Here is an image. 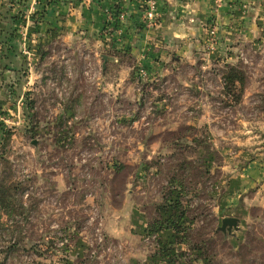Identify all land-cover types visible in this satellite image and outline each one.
<instances>
[{
	"label": "rangeland",
	"instance_id": "374dc122",
	"mask_svg": "<svg viewBox=\"0 0 264 264\" xmlns=\"http://www.w3.org/2000/svg\"><path fill=\"white\" fill-rule=\"evenodd\" d=\"M6 5L0 129L12 138L0 131V186L15 210L0 204V264H168L148 228L174 176L193 226L178 264H264V15L247 40L238 27L250 4H239L229 42L209 29L203 51L160 67L127 59L103 85L98 55L86 81L59 80L71 66L57 59L38 63L26 16ZM234 67L244 85L228 92ZM40 68L46 81H35ZM227 218L240 230L221 232Z\"/></svg>",
	"mask_w": 264,
	"mask_h": 264
},
{
	"label": "crops",
	"instance_id": "0c3cea01",
	"mask_svg": "<svg viewBox=\"0 0 264 264\" xmlns=\"http://www.w3.org/2000/svg\"><path fill=\"white\" fill-rule=\"evenodd\" d=\"M147 2L148 0H0V10L1 4L5 3L10 17L17 14L26 16L29 42L31 47L37 49L38 63L46 66L49 59H57L58 65L71 66L67 74L69 80L59 78L63 82L84 80L88 77V69L85 68L95 63V57L98 55L103 66L102 56L111 57L109 55L113 51H119L125 57L113 58L114 61L107 64L106 70L110 67L112 69L111 65H114L113 68H118L116 71H119L127 59L144 60V63L160 67L174 53L187 57L193 49L203 51L206 34L212 28L225 35L229 42L226 34L237 31L234 27L240 21L237 10L239 4L244 2L250 6L247 17L238 27L239 34L252 40L253 34L260 32L257 19L260 14L264 15V0H156L161 19L155 28H147L144 23ZM117 7L120 13L116 18L114 13ZM121 15L124 16L123 20ZM110 30L113 32L112 36ZM221 44L218 43L220 49ZM89 58H92L90 63ZM75 64L86 66L77 70ZM106 70L103 69L101 74L103 85H107L108 75L104 74ZM53 72L55 76L59 73L57 69ZM36 73L35 81L42 78L47 80L46 73L41 68Z\"/></svg>",
	"mask_w": 264,
	"mask_h": 264
},
{
	"label": "trees",
	"instance_id": "16d2710c",
	"mask_svg": "<svg viewBox=\"0 0 264 264\" xmlns=\"http://www.w3.org/2000/svg\"><path fill=\"white\" fill-rule=\"evenodd\" d=\"M119 13L120 12L117 7L114 16H118ZM116 24L117 23L115 22V25ZM117 28L118 26L116 25L115 29ZM110 35H113L112 31L110 32ZM109 56L118 59H123L125 57L119 51H113ZM111 66L112 68L115 67L114 65ZM110 69L111 67L108 68L104 74L108 75ZM224 80L226 82V90H228V92L232 91V86L236 88L240 85V89H242L244 85V77L235 67L234 69H230V72L224 76ZM236 98L238 100L240 96H236ZM0 131L4 137V141L9 142L12 138V132L5 130L4 128H1ZM200 144L201 143L198 145ZM182 146L183 145L180 147ZM208 173H210V169L205 172V174ZM0 191H2V195H0V204L4 207V210L8 213V215H13L12 212H14L15 208L9 205L13 189L0 186ZM188 192L189 190L187 189L184 180L178 179L177 176L169 178L167 187L162 193V201L155 207L157 218L150 223L148 228L149 236L156 238V243L158 244L157 255L161 257H168V264H178L180 259L183 257V253L178 249V245L189 244L190 232L193 226L190 219L186 215L187 206L184 204V200L188 196ZM20 207L22 208L21 205ZM17 247V242H13L11 244L9 249L6 251L7 254L4 263ZM191 250L193 252L200 253L201 248L191 247ZM205 264H211L210 259L206 258Z\"/></svg>",
	"mask_w": 264,
	"mask_h": 264
},
{
	"label": "built area",
	"instance_id": "2783aa9c",
	"mask_svg": "<svg viewBox=\"0 0 264 264\" xmlns=\"http://www.w3.org/2000/svg\"><path fill=\"white\" fill-rule=\"evenodd\" d=\"M146 8L147 10L145 13L144 23L147 28H155L159 24L161 19V16L158 12V4L156 0H148ZM120 18L123 20L124 16L121 15Z\"/></svg>",
	"mask_w": 264,
	"mask_h": 264
},
{
	"label": "water",
	"instance_id": "95a60500",
	"mask_svg": "<svg viewBox=\"0 0 264 264\" xmlns=\"http://www.w3.org/2000/svg\"><path fill=\"white\" fill-rule=\"evenodd\" d=\"M102 59L104 61L103 69L106 70L107 64L109 62H113L114 59L108 56H102ZM219 230L223 233H229L232 234L233 231H239L240 230V220L237 218H227L222 220V225L219 228Z\"/></svg>",
	"mask_w": 264,
	"mask_h": 264
}]
</instances>
